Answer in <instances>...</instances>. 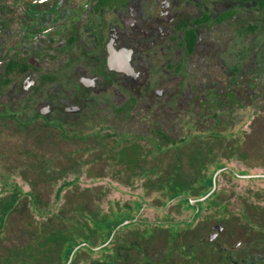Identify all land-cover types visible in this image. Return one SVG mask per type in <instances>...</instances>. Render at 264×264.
Here are the masks:
<instances>
[{"label": "rangeland", "instance_id": "1", "mask_svg": "<svg viewBox=\"0 0 264 264\" xmlns=\"http://www.w3.org/2000/svg\"><path fill=\"white\" fill-rule=\"evenodd\" d=\"M263 40L258 37L245 42L207 41L192 58L179 52L177 42L171 43L172 48L166 54L155 47L149 58L153 88L144 92L146 99L134 110H125L126 119L118 108L128 93L113 88L106 92L93 91L89 94L94 99L93 105H88L79 115L62 113L60 119L64 125H58L52 120L54 116L45 119L38 114L51 94L62 97L63 90L45 85L41 95L35 91L25 96L18 89L4 86L0 70V222L4 201L12 198L14 209L0 231V258H6L9 250L28 240L26 237L34 229L46 223L65 230L80 228L98 247L105 237L92 234L88 228L98 230V221L93 216L99 215L102 223V217L116 216L127 221L138 214L142 222L121 229L109 249L91 252V264H106L107 258L112 264L122 263L118 258L120 252L128 256L127 264H186L176 248L172 256L165 257L172 247L166 237L167 224L192 220L193 209L178 203V199L164 206L167 198L161 192L145 189V177L133 173L137 170L127 172L124 162L140 161L142 148L143 154H147L144 160L149 163L153 159L150 152L159 149L160 142L155 138L157 124L164 123L172 137L188 140L186 145L196 143L197 139L199 143L205 142L202 148L211 145V154L202 157L206 167L203 172L207 175L219 164L232 167L242 175L264 174V97L250 100V105L249 97H243L245 106L235 105L232 110L228 105L223 111L193 106V116L188 114L185 119L190 122L184 126L181 117L185 116L186 96L192 95L196 102L197 98L211 94L209 77L204 73L207 65H213L207 64V56L216 46L226 50L221 53V59L233 63L247 45L258 52L260 59L264 55ZM0 45L4 42L0 41ZM4 50L1 46L0 56ZM181 65L189 71L186 79L179 70ZM165 87L167 95L158 101L154 92ZM169 96L174 97L166 104ZM216 115L219 121L226 122L216 123ZM216 191L213 202L204 204L192 229L201 237H214L213 228L221 224L217 236L224 243L247 241L252 257L264 260V178H240L225 170L218 177ZM145 232L147 237H141ZM15 256L9 260L16 259L19 264L28 262L23 255Z\"/></svg>", "mask_w": 264, "mask_h": 264}, {"label": "flooded vegetation", "instance_id": "2", "mask_svg": "<svg viewBox=\"0 0 264 264\" xmlns=\"http://www.w3.org/2000/svg\"><path fill=\"white\" fill-rule=\"evenodd\" d=\"M258 37L264 39V0L0 2V41L4 42L0 48L5 49L0 59L3 84L25 96L35 91L41 95L45 85L63 90L62 97L51 94L38 114L45 119L54 116L52 120L58 125L63 124L62 113L79 115L88 105H93L94 99L89 97L93 91L106 92L113 88L128 93L118 108L126 119L125 110H134L146 99L144 92L153 88L149 58L150 51L157 46L166 54L172 48L171 43L177 42L179 52L192 58L207 41L245 42ZM190 42H194L192 49ZM244 48L233 63L221 59V53L226 51L223 46H216L208 54L207 64L213 65H207L204 75L209 77L211 94L197 98L196 102L192 95L186 96L185 116L181 115L183 126L190 122L185 118L193 106H204L208 111L227 105L233 109L235 105L245 106L243 97H249L248 105L250 100L264 97V55L259 59L256 50L248 45ZM211 66L215 69L211 70ZM179 70L186 79L187 68L181 65ZM166 92V87L159 88L154 96L158 101L164 100ZM173 97H167L166 104ZM137 216L130 219L137 221L127 225L142 222ZM53 229L64 228L54 225ZM32 233L26 237L28 240L8 251V260L14 254V258L20 255L28 258L27 264H91L92 248L85 245L88 243L57 238L56 242L42 244L34 240L37 236ZM67 250H71L68 258ZM118 258L122 262L118 264H127L129 259L123 252ZM111 261L105 260L106 264H112ZM17 262L12 259L5 264Z\"/></svg>", "mask_w": 264, "mask_h": 264}, {"label": "trees", "instance_id": "3", "mask_svg": "<svg viewBox=\"0 0 264 264\" xmlns=\"http://www.w3.org/2000/svg\"><path fill=\"white\" fill-rule=\"evenodd\" d=\"M193 45L194 42H190L191 49ZM214 109L223 111L224 106H216ZM218 118L219 115H216L215 121L219 125L226 122L225 120L219 121ZM175 128L176 127H173V130H175ZM210 130L212 132H216L214 128H210ZM169 131L170 128L165 126L164 123L157 124V129L155 130L157 136L155 138L158 139V142H160L159 149L156 152H150V155H153V159L149 163L144 160L147 154H143L142 148L140 161L129 162L126 160V162H124L126 163L125 169L127 172L129 170L131 172L133 170H137L138 172L134 171L133 173H137L138 176L145 177V189L161 192L167 198L164 206H167L173 200L178 199V203L186 204L187 207L193 209L194 211L192 220L189 219L178 223L170 221L167 224L168 234L166 237L169 245L172 247L169 248L170 252H167L165 257L169 258L170 255L172 256V251L176 248L179 251L176 253L179 254L180 257L185 258L186 264H254V262H263L264 260L254 258L252 257V254L248 252L249 249L247 241L236 240L227 244L222 241L220 236L201 237L197 231L192 229L193 225H195V222L202 214L205 207L204 204H211L217 191H215L206 201L198 203V210L191 204L190 200L202 198L208 194L213 188V177L216 171L227 166L225 164H219L211 175H207L203 172L206 167L205 160H203L202 157L211 154V145L206 144L207 147L202 148L204 147L205 142H202L203 144L199 143L198 139L195 141L196 143L186 145L185 143L188 140L185 142L181 139L178 140L175 136L172 137V134H170ZM212 137H216V139L220 138H217V135H213ZM117 158L123 160V157L121 156H117ZM191 169H193V171ZM11 199L3 202L5 209L1 216L0 229L5 225L8 214L14 210L11 207ZM82 207L85 209L84 206H81L80 208ZM92 218L98 221L96 225L98 230L100 228L102 229V231H98L96 229H91L88 226L90 231L92 230V234L99 233L101 237H105L100 246L105 245L111 238L113 231L122 225L126 220L125 218L118 219L116 216L113 218L102 217L104 221L100 223L101 220L99 219L101 218L99 215L98 217L93 216ZM130 219H132V217H130ZM253 223L257 225V223ZM127 226L125 225L124 228ZM53 227L54 225L47 224L38 226L32 231V234L37 236L34 240L44 244L46 242H56L58 238L60 241L88 243L92 247L97 248L91 236L81 233L82 229L80 228L77 230L76 228L57 230L53 229ZM117 235L118 233L108 245L101 248L100 252L109 249V246L116 242L115 239ZM147 235L148 232H145L141 235V237H147ZM182 248L185 249L184 252H180ZM43 250L47 251L45 248H43ZM93 251L94 249L91 250V252ZM70 252L71 250L66 251V258L69 257ZM33 258L36 260V255H33ZM29 260L31 261V258ZM7 262L9 263L7 258H0V264H5ZM25 264H27L26 261Z\"/></svg>", "mask_w": 264, "mask_h": 264}, {"label": "water", "instance_id": "4", "mask_svg": "<svg viewBox=\"0 0 264 264\" xmlns=\"http://www.w3.org/2000/svg\"><path fill=\"white\" fill-rule=\"evenodd\" d=\"M225 170L233 172L235 175H237L240 178H249V179H251V178H264V174H248V175L238 174L236 172V170L234 168H232V167H225V168L219 169V170L216 171V173H215V175L213 177V188H212V190L208 194H206L204 197H202V198L190 200L191 204L194 205L197 208V210H198V203L206 201L216 191V189L218 187V177ZM135 221H137V220L136 219H134V220H127L122 225H120L119 227H117L113 231V233H112L111 238L109 239V241L105 245H103L101 247L94 248L90 244H85V245L88 246V247H90V248H92V249H94V250H99V249H101L102 247L108 245L111 242V240L113 239L115 233L117 232V230L121 226H125V225H127V224H129L131 222H135ZM221 230H222V225L221 224H217L213 228V232L212 233L214 234V236H217V235L220 234ZM71 260H72V257H71L70 261ZM70 261H69V263H70Z\"/></svg>", "mask_w": 264, "mask_h": 264}]
</instances>
